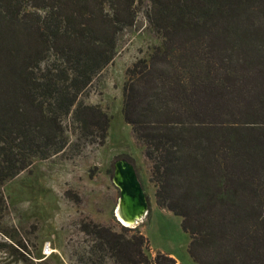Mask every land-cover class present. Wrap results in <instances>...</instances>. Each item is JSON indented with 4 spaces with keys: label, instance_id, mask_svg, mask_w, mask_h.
<instances>
[{
    "label": "trees",
    "instance_id": "trees-1",
    "mask_svg": "<svg viewBox=\"0 0 264 264\" xmlns=\"http://www.w3.org/2000/svg\"><path fill=\"white\" fill-rule=\"evenodd\" d=\"M141 11L139 0H0V264L48 263L33 255L38 228L7 227L4 186L64 153L69 121L105 146L111 118L84 98ZM144 15L162 44L126 70L122 112L156 206L182 219L194 263L264 264V0H149ZM80 231L114 264H180L149 257L138 227L82 220Z\"/></svg>",
    "mask_w": 264,
    "mask_h": 264
},
{
    "label": "rangeland",
    "instance_id": "rangeland-1",
    "mask_svg": "<svg viewBox=\"0 0 264 264\" xmlns=\"http://www.w3.org/2000/svg\"><path fill=\"white\" fill-rule=\"evenodd\" d=\"M139 5L142 13L137 27L123 34L114 61L94 81L84 98L87 104L100 105L111 118L105 146L80 141L69 121L72 145L49 159H34L28 171L4 186L9 204L7 227L16 228V234L21 236L35 230L31 226L38 228V248L32 249L33 255L47 258V264H114L91 237L80 231L82 220L112 226L117 231L120 227H138L149 241V257L162 252L180 264H196L188 253L190 236L182 229V219L156 206L149 163L143 147L134 141L132 128L122 112L126 70L162 44L145 19L149 0H139ZM118 171L125 174L123 182L127 186L132 180L125 177L129 171L133 172L145 199L143 211L130 227L117 215L123 196L116 180ZM67 192L78 195L79 200L70 199ZM45 248L49 255L44 253Z\"/></svg>",
    "mask_w": 264,
    "mask_h": 264
},
{
    "label": "bare ground",
    "instance_id": "bare-ground-1",
    "mask_svg": "<svg viewBox=\"0 0 264 264\" xmlns=\"http://www.w3.org/2000/svg\"><path fill=\"white\" fill-rule=\"evenodd\" d=\"M122 173L121 171H118L117 172V182L121 185L122 187V190H123V197H122V201H121V205L123 204V207H124V211L125 213V218L122 217L120 215V211L118 209V216H119V219L121 220V222L126 225V226H131V225H134L137 218L140 216L141 214V211H143V207L140 205V204H135L133 201H132V191H131V185H132V182H130V186L127 184H125L123 182V177H122ZM141 197V200L143 201V205L145 204V199H144V196L143 194L140 195ZM136 219V220H135ZM54 252V251H52Z\"/></svg>",
    "mask_w": 264,
    "mask_h": 264
},
{
    "label": "water",
    "instance_id": "water-1",
    "mask_svg": "<svg viewBox=\"0 0 264 264\" xmlns=\"http://www.w3.org/2000/svg\"><path fill=\"white\" fill-rule=\"evenodd\" d=\"M122 166V168H123V170L125 169V167H123V165H121ZM123 172V171H122ZM123 175H122V177H124V173H122ZM130 174H132V175H130ZM127 177H125V178H128V179H130V180H132V186H131V188H132V195H133V197H132V201L134 202V201H136V202H138V204H140L142 207H143V209H144V205H142L143 204V201L141 200V197H140V195L141 194H143L142 193V191H141V187H140V184L138 183V181H137V179H135L134 177H133V172H131V171H129V176L128 175H126ZM123 197V196H122ZM135 203V202H134ZM135 204H137V203H135ZM119 211H120V215L122 216V217H124L125 218V211H124V207H123V204L121 205L120 204V206H119ZM142 212V211H141ZM128 214V213H127ZM126 214V215H127ZM119 217V216H118ZM136 220V219H135ZM136 223V222H135ZM130 227V226H129Z\"/></svg>",
    "mask_w": 264,
    "mask_h": 264
},
{
    "label": "built area",
    "instance_id": "built-area-1",
    "mask_svg": "<svg viewBox=\"0 0 264 264\" xmlns=\"http://www.w3.org/2000/svg\"><path fill=\"white\" fill-rule=\"evenodd\" d=\"M46 255H49L50 254V251L47 250V248H45V252H44Z\"/></svg>",
    "mask_w": 264,
    "mask_h": 264
},
{
    "label": "crops",
    "instance_id": "crops-1",
    "mask_svg": "<svg viewBox=\"0 0 264 264\" xmlns=\"http://www.w3.org/2000/svg\"><path fill=\"white\" fill-rule=\"evenodd\" d=\"M134 202L138 204V202H136V201H134ZM142 205H143V204H142Z\"/></svg>",
    "mask_w": 264,
    "mask_h": 264
},
{
    "label": "flooded vegetation",
    "instance_id": "flooded-vegetation-1",
    "mask_svg": "<svg viewBox=\"0 0 264 264\" xmlns=\"http://www.w3.org/2000/svg\"><path fill=\"white\" fill-rule=\"evenodd\" d=\"M123 169V168H122Z\"/></svg>",
    "mask_w": 264,
    "mask_h": 264
}]
</instances>
